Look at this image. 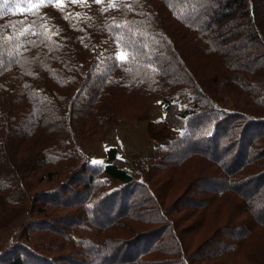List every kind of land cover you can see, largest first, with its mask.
<instances>
[{
  "label": "trees",
  "instance_id": "trees-1",
  "mask_svg": "<svg viewBox=\"0 0 264 264\" xmlns=\"http://www.w3.org/2000/svg\"><path fill=\"white\" fill-rule=\"evenodd\" d=\"M114 2L0 17L16 37L0 41V264H264L248 248L264 233V0ZM152 99L146 164L114 148L93 164L113 124L152 121ZM183 212L196 223L177 230Z\"/></svg>",
  "mask_w": 264,
  "mask_h": 264
},
{
  "label": "rangeland",
  "instance_id": "rangeland-1",
  "mask_svg": "<svg viewBox=\"0 0 264 264\" xmlns=\"http://www.w3.org/2000/svg\"><path fill=\"white\" fill-rule=\"evenodd\" d=\"M142 110L143 113L149 115L152 121L150 120L129 121L127 119H123L122 121H118L117 123L113 124L111 129L107 130L106 135L103 136L101 139H99L92 146L91 162L93 164H104L105 162H107V152L113 148L116 150L117 157L123 161V168L127 171L130 172L135 171L136 168L139 167V165L144 163L146 164L150 152L153 149V146L157 144L154 140L150 139L149 131L150 128H152L153 131L155 128L156 129L161 128V125L158 121H161L164 118V110L157 99L156 100L152 99L150 103L144 104ZM240 110L243 109L240 108ZM224 147L225 148H222L223 149V151H221L222 153H225L226 151V146ZM230 152L232 151L230 150ZM187 175H188V171L182 172L181 175L178 176H181V180L183 181ZM204 188H205L204 185L195 186V190L198 192H201ZM197 200L199 199L197 198ZM175 217L176 218L181 217L183 219L181 227L180 228L176 227L177 230H180L182 228L184 229V227H189L192 224L193 227L195 226L196 222L194 218L188 219L190 217L188 215V212L178 213L175 215ZM1 230L3 231H0V246L8 243L12 236L11 231L9 229H1ZM114 232L116 231L113 230V233ZM122 233L124 234L125 230H123ZM202 240H200L199 242V235H197V233L194 232L192 229L191 233L188 236H186V241H187L186 245H188L187 247H189L188 248L189 255L193 256L196 254L197 252L196 247L201 243ZM45 241L50 243L53 240L51 237L49 238V236L48 237L46 236ZM45 241L43 240V242ZM36 242H38V240H36ZM248 243H250V246L248 248L250 250L249 253H251V255L253 254L256 257H258L259 254L257 253V251H259L260 253L259 256L260 257L264 256L262 255L264 253V233H260V232L257 233L251 238V241L249 240ZM144 247H145L144 243L142 247H140L139 245L136 249L138 251L135 252L143 251ZM165 260H166L165 255L161 256V258L158 259V264H165L166 262L169 261V260L168 261ZM204 264H208V263H204Z\"/></svg>",
  "mask_w": 264,
  "mask_h": 264
},
{
  "label": "snow or ice",
  "instance_id": "snow-or-ice-1",
  "mask_svg": "<svg viewBox=\"0 0 264 264\" xmlns=\"http://www.w3.org/2000/svg\"><path fill=\"white\" fill-rule=\"evenodd\" d=\"M70 2L72 4H85L87 3V0H70ZM94 3L96 4H101L102 0H93ZM133 2H137V0H133ZM22 5L26 6V7H22ZM64 5V0H0V17H3L5 15H7L9 12H13L14 10H18L20 12H24V11H28L30 12L33 16H38V12L39 9L42 7H47V6H55V7H63ZM117 5L114 2V0H109V8H116ZM5 9H7V11H5ZM105 9H102V11H104ZM129 10L131 11L132 9L129 7ZM38 19H42V17H38ZM65 19H67V17H65ZM25 22L21 21L20 22V26H13L16 30V33L19 36H27L29 34L35 35V32H30L29 28L34 27L37 24V20H33L31 21V23L29 24L28 27L24 26ZM116 27H120L121 25L117 24L115 25ZM129 31L131 32V29H129ZM123 34H121L120 37H117V40L119 41L120 39H122ZM15 36H10V37H4L3 33L0 32V41H3L4 43H7L8 40L10 39H15ZM30 43H35L34 41H30ZM134 42L129 41L128 44L124 45L121 48L120 53L117 56V59L121 62V63H127L129 59H131L132 61L136 60L137 57V53L136 52H132L129 53L127 51L128 48H130L132 46ZM0 47H2V44H0ZM4 67L3 61L0 60V70H2ZM126 71L131 72V69L128 68L126 69Z\"/></svg>",
  "mask_w": 264,
  "mask_h": 264
}]
</instances>
